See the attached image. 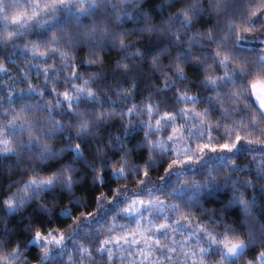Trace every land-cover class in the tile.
I'll return each instance as SVG.
<instances>
[{
    "label": "clouds",
    "instance_id": "9594fccd",
    "mask_svg": "<svg viewBox=\"0 0 264 264\" xmlns=\"http://www.w3.org/2000/svg\"><path fill=\"white\" fill-rule=\"evenodd\" d=\"M0 264H264V0H0Z\"/></svg>",
    "mask_w": 264,
    "mask_h": 264
}]
</instances>
